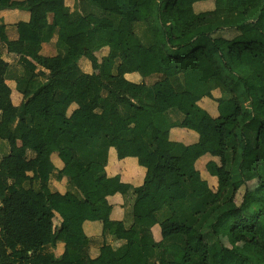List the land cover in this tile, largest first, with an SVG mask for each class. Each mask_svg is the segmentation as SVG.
Returning a JSON list of instances; mask_svg holds the SVG:
<instances>
[{
  "label": "trees",
  "instance_id": "obj_1",
  "mask_svg": "<svg viewBox=\"0 0 264 264\" xmlns=\"http://www.w3.org/2000/svg\"><path fill=\"white\" fill-rule=\"evenodd\" d=\"M74 1L72 11L66 0H0V12L30 13L15 40L0 24V264H264V200L246 189L264 190V0ZM203 2L214 8L196 12ZM55 38L56 55H44ZM88 55L97 74L79 65ZM176 128L198 142L173 141ZM111 148L146 169L141 187L108 176ZM207 155L219 160L206 166L216 191L196 168ZM52 179H67L68 191ZM117 194L133 197L130 227L111 219ZM88 222L125 244L104 242L91 258ZM220 230L251 250L226 247Z\"/></svg>",
  "mask_w": 264,
  "mask_h": 264
},
{
  "label": "crops",
  "instance_id": "obj_2",
  "mask_svg": "<svg viewBox=\"0 0 264 264\" xmlns=\"http://www.w3.org/2000/svg\"><path fill=\"white\" fill-rule=\"evenodd\" d=\"M66 5L73 11L76 7V2L74 0H66ZM29 19H30V13L25 10H7V11L0 12V24L4 23L8 26L9 35L11 39L13 40L16 39V34H17L14 26L19 22H27L29 21ZM56 43H57V38L53 39L51 44L45 45L43 49V54L44 55H47V54L56 55V52H57L55 49ZM50 47H52L53 50L55 51V52H52V54L48 52L50 50ZM92 58H94L93 55H88L79 62L81 69L86 74H97V73H91L90 67L87 64V61ZM6 59H12L14 62L17 61L16 57L13 55L9 57H7L6 55ZM12 67L14 69L16 68L15 66H12ZM126 78L129 81L134 82V83L142 82V78L140 77L139 74H128L126 75ZM7 84L12 90L11 99H12L13 104L15 106L21 105L23 102V96L17 91L16 82L13 80H9L7 81ZM213 96L215 97V99H218L221 97V92L219 90H216L214 91ZM200 106L204 108L205 110H207L211 114V116H213L214 118H217L219 116L218 110H217V103L214 100L204 99L201 101ZM75 108L76 106H73L71 109V112ZM171 139L175 142H181L185 145H193L198 142L199 136L192 131L176 128L171 132ZM51 159L57 170H61L63 168V163L57 154H53ZM211 161H214L217 163L219 162L217 158L207 155V156L202 157L197 162L196 168L201 173L202 178L208 182L210 188L213 191H216L218 189V180L217 178L211 176L206 169L207 164ZM106 171L109 177L119 176L123 183L131 185L134 188L141 187L144 184L146 174H147L146 169L139 165V162L136 158H126L124 160H120L118 158L117 151L114 148H111L109 152V163L106 168ZM254 182H258V181H253L251 183H248L246 189L249 190L248 186L250 184H253ZM50 186L53 190L61 194H65L68 191L67 179H63L61 181L52 179ZM241 192L242 190L239 193L242 194ZM109 202L113 208L112 213H111V219L117 222H124L127 227H130L133 222V216H132L133 197L132 195L128 194L126 196H123V195L117 194L109 198ZM57 221L60 222V218ZM84 230H85L86 235L91 240L90 256L93 259H96L100 255V249L103 246L104 242H107L109 245H111L115 249L121 248L125 244L123 241L114 240L111 236L104 238L102 226L100 223L88 222L85 224ZM224 232H227V231L220 230L218 232L219 237ZM152 234H153V238L156 243H160L162 241L163 238H162V232H161L160 225H156L153 227ZM230 245L231 247H228V248H233L239 244H236L231 241ZM63 252H64V245L59 244L56 250L57 256H61ZM151 264H158V263L154 261Z\"/></svg>",
  "mask_w": 264,
  "mask_h": 264
},
{
  "label": "rangeland",
  "instance_id": "obj_3",
  "mask_svg": "<svg viewBox=\"0 0 264 264\" xmlns=\"http://www.w3.org/2000/svg\"><path fill=\"white\" fill-rule=\"evenodd\" d=\"M214 8V2H203V3H200L198 5L195 6V10L196 12L200 13V12H204V11H208V10H211ZM28 12V10H25ZM140 30V29H139ZM140 32H142L140 30ZM227 36L229 35V37H232L230 34H226ZM94 57V56H93ZM101 58V56H100ZM7 61H9V63L14 66L16 62H14L12 59H7ZM87 64L89 65L90 67V71L91 73H98L99 71V59L98 58H92V59H89L87 61ZM151 81L153 82L154 80L151 79ZM123 98V101L126 102V103H130L132 101H135V96L133 95H123L122 96ZM248 189L249 191L255 195V196H259L260 198H262L264 200V190L263 188L261 187V185L258 183V182H254L253 184H250L248 186ZM245 189L242 188V194H238L237 196V204L238 206H240L241 202H242V199H243V195L245 193ZM243 216L242 213L240 212H235V213H232L231 214V217H232V221L236 222L238 221L239 219H241ZM56 223V222H55ZM57 224V223H56ZM221 241L223 242V244L227 247H231L230 243L231 241L234 242V240L232 239V237L230 236V233L229 232H224L221 234ZM235 243V242H234ZM237 244V243H236ZM237 247H241L243 250H251V247L248 245V244H239V245H236Z\"/></svg>",
  "mask_w": 264,
  "mask_h": 264
}]
</instances>
